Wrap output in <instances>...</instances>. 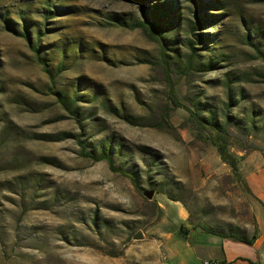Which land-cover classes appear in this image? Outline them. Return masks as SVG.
Masks as SVG:
<instances>
[{
	"label": "rangeland",
	"instance_id": "rangeland-1",
	"mask_svg": "<svg viewBox=\"0 0 264 264\" xmlns=\"http://www.w3.org/2000/svg\"><path fill=\"white\" fill-rule=\"evenodd\" d=\"M256 1L230 0L223 22L205 30L220 36L200 53L199 62L212 55L220 62L217 70L183 74L171 67L173 98L158 43L129 27L141 17L138 3L0 0V264H177L165 249L166 235L180 229L170 197L188 208L193 227L225 233L239 228L246 238H258L252 193L223 166L209 134L189 113L194 100L209 105L204 115L211 111L220 122L229 115L241 123L252 112L264 117V63L247 39L250 35L264 52V1ZM47 2L63 14L46 21L41 15ZM24 12L32 44L10 32L4 20L22 32ZM185 28L169 38L190 37ZM38 30L44 36L40 41ZM38 41L54 73L62 63L67 69L57 77L56 91L72 96L81 80L79 95H98L81 104L91 116L84 131L52 94L32 49ZM172 47L184 62L188 50L178 43ZM230 77L238 106H229ZM174 100L181 107L175 108ZM103 103L141 125L129 124ZM151 120L158 126H148ZM261 121L249 132L229 128V150L242 159L240 169L246 160L264 168ZM64 133H85L91 149L113 138L124 150L117 165L136 171L141 189L107 162L83 159L74 139L45 138ZM220 167H226L222 174H213ZM144 191H154L153 200ZM138 233L140 240L134 239ZM166 244L179 248L175 240Z\"/></svg>",
	"mask_w": 264,
	"mask_h": 264
},
{
	"label": "trees",
	"instance_id": "trees-1",
	"mask_svg": "<svg viewBox=\"0 0 264 264\" xmlns=\"http://www.w3.org/2000/svg\"><path fill=\"white\" fill-rule=\"evenodd\" d=\"M115 1H128L131 3H138L141 7V17L134 21L130 26L127 25L122 19H114L115 24H118L122 27H131V29L136 30L139 29L143 32V34L151 41L158 43L161 50V59L160 65L163 68V72L165 74V79L170 84V92L171 96L174 98L173 94V86L171 85V67L173 65L179 67L181 73L192 72L194 70L201 72H212L218 69L220 62L216 57L212 55L207 58L206 63H200V58L203 55L200 53L203 50L208 51L212 44L217 43L218 37L220 34H210L205 32V30L209 27H213L216 24L223 22L224 12L228 11L230 7V0H115ZM264 0H258L256 2H262ZM186 4H190V6L186 7ZM46 7L42 10V18L46 21L52 18V16H57L59 14H63V10L52 6L51 3L47 2ZM185 11V13H184ZM4 16V15H3ZM20 19L23 21L22 32L18 31L17 26L14 25L10 19L4 16V20L6 22V26H8V30L12 32L16 36H21L25 40H27L28 44H32L31 40V31L30 22L27 21L26 13H21L19 15ZM182 25L186 27V32L190 37L180 38L176 35L175 39H170L169 34L175 32V29H181ZM34 26V24L32 25ZM43 34L38 30L39 41ZM44 37V36H43ZM249 45L255 48L258 58L262 60L264 63V52H262L259 48V45L254 44L251 36H248ZM35 42L32 45V49L39 61V64L42 66L44 72L48 75L51 82V92L56 97L57 102L61 105V107L70 115L71 119H73L84 131V122L91 119V116L85 113V110L81 106V104H90L95 101L98 97L97 94H93L90 98L87 95H79V88L81 87V80H78L76 84V89L72 96L67 95L63 92L56 91V80L59 75L65 72L67 69L65 65L62 63L57 67V74L54 73L53 68L51 67V63L47 58V53L45 51L46 47L41 46V42ZM180 42V43H179ZM181 44L188 50V54L185 57L178 49H174V45ZM203 46V47H202ZM45 51V52H44ZM210 52V51H209ZM173 53L174 55H171ZM151 63V62H148ZM230 76V74L228 75ZM233 78L230 77L226 82V86L228 87L229 101L230 105L235 104L238 106V101H234V97L232 94V89L230 84L233 82ZM194 109H189L190 118L195 121L201 131H204L209 134L212 145L217 148V151L220 155L222 162L228 165L232 171L233 177L236 181L242 182V177L240 174V161L241 158L233 155L229 150L231 145L230 143V131L229 128L231 126H243L245 131H253L258 127V123L260 120L264 122V117L259 119V115L257 113H251L250 116L243 120V122H237V119L226 115L225 121L220 122L216 114L210 111V115L205 116V112H208L209 105L206 103H202L200 101L192 102ZM174 105L176 107H181L180 103L174 100ZM228 106V107H229ZM103 107L106 108L110 113L116 114L124 119L129 124L139 126L140 123L134 121L133 117L125 114H122L118 109H114V107H109L106 103H103ZM227 107V108H228ZM259 118H256V117ZM148 126L156 127L158 123H153V121H148ZM83 135L85 133L80 134H70L64 133L59 135H47L45 138L50 140L51 142H61L66 139H74L80 148L79 155L83 159L91 160L94 163L99 162H107L109 168L112 172L118 173L126 178H128L133 186L136 189H141V179L139 174L133 169H125L123 166L117 165L118 158L124 152L122 146L120 144L115 145L114 139L109 138L99 144L98 149H91L88 141L83 140ZM121 152V153H120ZM46 164H53L49 159H42ZM248 188V187H247ZM249 190V189H248ZM172 201L179 202V199H175L170 197ZM181 227L184 229L186 227V223H183ZM191 230L200 229L208 234L220 237L222 239H231L237 242L252 246L254 242L257 240V235L255 234L251 239L246 238L239 228H235V231L230 233H225L219 229H214L209 226H192L190 224ZM213 264H227V263H217L213 262Z\"/></svg>",
	"mask_w": 264,
	"mask_h": 264
},
{
	"label": "crops",
	"instance_id": "crops-1",
	"mask_svg": "<svg viewBox=\"0 0 264 264\" xmlns=\"http://www.w3.org/2000/svg\"><path fill=\"white\" fill-rule=\"evenodd\" d=\"M219 155V153H218ZM220 158V155H219ZM224 164V163H223ZM223 166H226L224 164ZM254 166L249 161L242 162L240 174L249 191L254 197L253 209L257 220L259 236L252 246L231 239L208 234L196 229L191 246L188 237L190 228V211L183 202H174L172 206L180 229L175 234L166 235L165 249L171 261L177 264H205L208 261L227 264H263L264 261V168ZM224 168V169H223ZM226 167L213 170V174L220 175ZM186 223L183 229L181 225ZM178 250H172L167 242L174 241ZM192 247V248H191ZM180 249V250H179ZM253 250L254 252L250 251ZM181 251V253H179ZM254 253V254H253Z\"/></svg>",
	"mask_w": 264,
	"mask_h": 264
},
{
	"label": "water",
	"instance_id": "water-1",
	"mask_svg": "<svg viewBox=\"0 0 264 264\" xmlns=\"http://www.w3.org/2000/svg\"><path fill=\"white\" fill-rule=\"evenodd\" d=\"M143 195L148 199V200H153L154 196H155V192L154 191H144L143 192ZM196 233V229H193L190 234H189V237H188V244L191 245L192 244V241H193V238H194V235ZM134 239L136 240H140L142 239V235L140 233L136 234Z\"/></svg>",
	"mask_w": 264,
	"mask_h": 264
},
{
	"label": "built area",
	"instance_id": "built-area-1",
	"mask_svg": "<svg viewBox=\"0 0 264 264\" xmlns=\"http://www.w3.org/2000/svg\"><path fill=\"white\" fill-rule=\"evenodd\" d=\"M164 260H166V259H164ZM205 264H213V262L208 261V262H206Z\"/></svg>",
	"mask_w": 264,
	"mask_h": 264
}]
</instances>
